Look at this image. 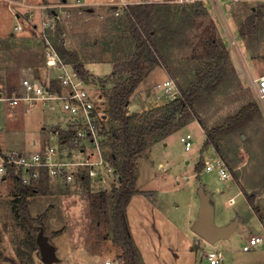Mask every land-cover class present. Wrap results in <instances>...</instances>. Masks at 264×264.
<instances>
[{"label":"rangeland","instance_id":"1","mask_svg":"<svg viewBox=\"0 0 264 264\" xmlns=\"http://www.w3.org/2000/svg\"><path fill=\"white\" fill-rule=\"evenodd\" d=\"M200 1L205 7L199 15L193 12L198 9L197 5L192 6L193 2L189 3V14L183 13L177 4L169 5L168 21L177 30L163 33L160 41L169 68L160 65L164 79H161L163 74L152 69L142 80L172 79L175 86L164 91L156 87L155 81L151 82L154 84L145 91L147 100L136 92L127 105L129 113L142 112L178 97L180 86L186 88L194 80L192 72L201 64L197 56L204 51L207 36L214 32L223 40L229 53L227 81L209 97L204 94L186 125L154 143L137 161V187L142 193L153 191L156 197V202L152 203L142 193L134 195L126 208L130 233L143 264H209L204 256V239L189 228L194 218L188 216L189 225L185 222L186 203L191 200L198 205L197 189L202 185L218 196V200L213 196L217 225L225 219L220 214L222 208L225 212L245 216L246 233L256 229L264 235L252 215L253 209L264 222V118L261 113H255L242 129L221 137L219 150L203 144L204 126L219 125L242 105L255 101L249 79L264 73V0H219L223 11L216 3L214 7L209 0ZM62 3L63 6L58 5ZM73 3L71 0H53L49 4L0 0V90L8 93L18 89L20 79L26 75L42 81L51 79L57 70L45 62V37L53 45L56 33L61 31L65 46L78 52L87 70L89 77L84 79L90 83L89 92L95 98L103 94V99L95 100L103 113L102 100L111 84H106L104 91L101 81L113 70L112 58L118 61L125 57L122 47H126L127 42L115 37L119 31L111 29L115 11L112 15L109 5L103 3L96 7L82 3V10L75 12L73 8L69 10ZM53 15L51 22L43 23L46 16ZM249 15H255V24L249 34L242 36L239 29ZM15 24L21 29L16 30ZM14 30L16 33L11 35ZM110 38H113L111 43L117 45L108 53L103 44ZM57 120V114L46 108L39 106L26 111L0 99V161L1 155L9 151L33 150V140L47 138L56 145L51 131L57 126ZM187 133L192 136L188 150L180 141ZM216 156L230 172V180L219 179L215 169L204 170L203 160ZM8 170L17 175L12 167ZM82 181L68 183L45 177L33 181L32 184L42 186V190L28 198V210L33 217L44 214L43 226L34 228L23 223L13 181L8 177L0 182V264H44L36 242L41 229L56 247L58 260L52 264H121V249L112 240L108 222L110 208L97 210L91 204L100 191L117 186L119 177H109L102 190L99 186H86V177ZM230 196H236L234 204L228 202ZM248 196L253 197V207L257 209L248 203ZM244 235L234 232L229 240L216 242L224 252L223 264H264V242L256 251H242Z\"/></svg>","mask_w":264,"mask_h":264},{"label":"trees","instance_id":"2","mask_svg":"<svg viewBox=\"0 0 264 264\" xmlns=\"http://www.w3.org/2000/svg\"><path fill=\"white\" fill-rule=\"evenodd\" d=\"M170 4L181 6L182 12L189 14L191 7L189 3L168 1L129 3L118 9L117 15L114 14V6L110 5L112 15L114 14L111 29L114 32L119 31L115 37L123 38L127 46L122 47L125 57L121 60L118 58V61L112 58L113 70L101 81V88L104 91L107 89L106 84H111V87L110 90H106L105 100H102L104 107L98 127L104 136V148L118 174L119 184L109 191H100L91 204L97 210L103 207L110 208L111 215L107 221L111 223L112 240L121 249L119 255L121 264H143L132 239L126 214L131 197L141 192L135 176L138 159L150 150L154 143L186 125L204 94L209 97L228 78L226 66L229 53L223 40L213 32L206 38L204 51L197 56L201 64L193 69L194 80L186 88L180 86L178 97L142 112H128L130 97L147 74L160 65L169 68V61L160 41L163 39V33L172 29V32L176 33L177 30L172 22L168 21L171 15ZM191 4L198 6V9L193 11L196 15L203 12L205 6L201 1H194ZM254 24L255 15H249L240 26L239 33L242 36L249 34ZM61 34V31L56 33L54 48L62 60L73 64L88 80L89 75L78 52L65 46ZM111 39L113 38L103 44L108 53L113 52L117 45L111 43ZM95 43L97 44V41ZM101 98L103 99V94ZM259 112L256 101L251 100L242 105L237 113L229 115L221 124L210 128L204 126L203 144L213 145L219 150L218 142L221 137L242 129L253 119L254 114ZM10 176L23 223L30 228L36 225L43 226L44 214L31 216L27 205L28 198L41 191L42 186L24 185L15 174L11 173ZM248 203L253 207L252 196H248Z\"/></svg>","mask_w":264,"mask_h":264},{"label":"built area","instance_id":"3","mask_svg":"<svg viewBox=\"0 0 264 264\" xmlns=\"http://www.w3.org/2000/svg\"><path fill=\"white\" fill-rule=\"evenodd\" d=\"M144 1L148 2V0L135 2L115 0L109 4L116 8L115 14H117L119 8L129 3ZM164 1L190 3L200 0ZM58 5L63 6L64 3ZM73 5H82V3L76 0ZM45 8L44 6L43 9ZM54 16H46L43 23L51 22ZM15 29L20 30L21 27L16 25ZM45 41V62L56 68L57 73L46 81L26 75L20 79L18 89L15 88L8 93L0 90V99L8 101L11 106H21L26 111L40 106L56 113L57 126L51 132L57 144L53 145L49 139L43 138L39 141L33 140L34 148L31 151L13 150L1 155L0 182L6 181L8 177L11 179L8 167H12L13 172L17 173L16 176L24 185L32 184L38 178L44 177L68 183L75 181L83 183L82 179L86 177L88 179L86 186H99L102 190L106 187L109 177L114 176L118 179V174L105 151L104 136L98 127L102 112L95 104V100L100 97L97 95L95 98L91 95L88 90L90 83L86 82L73 64L60 58L49 39L45 37ZM249 81L259 111L264 118V73ZM155 84L157 88H164V91L175 86L172 79H165ZM191 137L190 133L180 137L186 150L191 148ZM203 163L205 171L215 169L219 179L225 181L231 179L230 172L219 156L206 157ZM235 197L230 196L228 202L234 203ZM244 237L243 251L257 248L264 240V236L257 232H248ZM203 246L206 247L204 256L209 264H223L224 252L216 246V242L210 243L204 240Z\"/></svg>","mask_w":264,"mask_h":264},{"label":"water","instance_id":"4","mask_svg":"<svg viewBox=\"0 0 264 264\" xmlns=\"http://www.w3.org/2000/svg\"><path fill=\"white\" fill-rule=\"evenodd\" d=\"M197 195V215L191 224V229L196 234L210 243H215L219 240L229 239V236L234 231L239 230L236 219H232L224 225H217L215 223L211 192L206 190L205 186L202 185L197 189ZM36 242L44 264H52L58 260L55 245L43 234L42 229L37 235Z\"/></svg>","mask_w":264,"mask_h":264},{"label":"crops","instance_id":"5","mask_svg":"<svg viewBox=\"0 0 264 264\" xmlns=\"http://www.w3.org/2000/svg\"><path fill=\"white\" fill-rule=\"evenodd\" d=\"M27 2H30V3H47V4H49V3H52V1L53 0H44V1H46V2H43V1H39V0H26ZM63 1V0H62ZM67 1H69V0H67ZM76 1V0H75ZM75 1H72L71 0V2H75ZM112 1H115V0H80V2L81 3H83V4H87V5H89V4H91V6H96V7H99L100 5H102L103 3H105L106 5H109V9L110 10H112L111 9V7H110V2H112ZM125 1H128V2H135L136 0H125ZM148 1H150V2H163L164 0H148ZM210 2H211V4L215 7V3L218 5V6H220V8H221V10L223 11V9H222V6H221V3H220V1L219 0H209ZM82 6L81 5H72V6H69V10H71V8H73L72 10H74L75 12H80L81 10H82V8H81ZM115 8V7H114ZM120 9V8H119ZM87 10H91L92 11V8H88ZM115 10H116V8H115ZM93 12V11H92ZM16 14V13H15ZM16 16L18 17V15L16 14ZM18 19H19V17H18ZM19 21H20V19H19ZM15 26H16V24H15ZM15 28V27H14ZM13 33H16L15 32V30H14V32H12L11 33V35H13ZM89 63H95V62H87V64H89ZM86 64V63H85ZM112 64V63H111ZM155 69V71L154 72H156L157 74H159V75H162L163 74V72H164V70L160 67V66H157L156 68H154ZM151 73V72H150ZM149 73V74H150ZM165 75L163 74L162 75V77H161V79H164L165 77H164ZM147 77V76H146ZM151 80H153V79H151ZM147 81V80H145V81H142V82H140V84L136 87V89L134 90V92L132 93V95H131V97L130 98H133V96H134V94L136 93V92H138V94L139 93H141L140 95H141V97L140 98H142L144 101L145 100H147V95H148V93L147 92H145V91H147L149 88H151V86L156 82V80H153V81ZM155 81V82H154ZM151 82H154L153 84L151 83ZM158 82V81H157ZM99 95V97L101 98V94H98ZM140 98H139V100H140ZM141 99V100H142ZM139 102H141V101H139ZM130 103V100H129V102H128V104ZM136 103V102H135ZM211 192V191H210ZM142 192H140V193H137V194H135V196H137V195H140ZM155 193L152 191V192H144V193H142V196H145L148 200H150L152 203H154L153 202V200H155V202H156V197H155V195H154ZM215 197V195H214V192H211V200H212V204H213V209H214V216H215V212H216V209H217V206H216V201H214V197ZM213 197V198H212ZM216 200H218V196L216 195ZM195 203L196 202H192L191 203V200L189 201V203H186L187 204V211H186V218H185V222H186V224L187 225H189L190 224V220H189V217L188 216H190V218H191V216H192V220H193V218L195 219V217H196V215H197V209H198V205H195ZM235 203V202H234ZM234 203H232V204H234ZM193 204H194V207H195V209H196V211L195 212H193V210H194V207H193ZM252 209V208H251ZM221 211H220V214H221V216H223V217H225V219H224V221L223 222H221V224L220 225H224V224H226V223H228V222H230L232 219H236V221H237V227L239 228V230L238 231H234V232H240L241 234H245L246 232H247V226H246V219L244 218L245 216L244 215H241L240 213H238V212H234V211H232V212H225V211H223V209L221 208L220 209ZM252 215H254V218H255V221H257V222H259V225L262 227V229L264 230V222L262 223V220H261V218H259L256 214H255V211L252 209ZM189 228H190V230L192 231V233H194V234H196L192 229H191V225H189ZM253 232H257V233H259L258 232V230H256V229H253L252 230ZM233 232V233H234ZM232 233V234H233ZM231 234V235H232ZM260 234V233H259ZM231 235L229 236V239H230V237H231ZM261 235V234H260ZM195 236V235H194ZM264 236V235H263ZM229 239H223V240H229ZM244 242H245V239H244ZM263 242H264V240H263ZM263 242L259 245V246H261L262 244H263ZM244 244V243H243ZM242 244V245H243ZM259 246L257 247V248H254V249H251L252 251H256L258 248H259ZM250 250V251H251ZM243 251V250H242ZM245 252H247V251H245ZM225 260V259H224Z\"/></svg>","mask_w":264,"mask_h":264}]
</instances>
